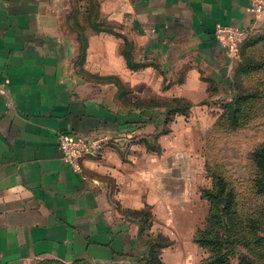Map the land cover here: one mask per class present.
Wrapping results in <instances>:
<instances>
[{
  "label": "crops",
  "instance_id": "obj_1",
  "mask_svg": "<svg viewBox=\"0 0 264 264\" xmlns=\"http://www.w3.org/2000/svg\"><path fill=\"white\" fill-rule=\"evenodd\" d=\"M101 1L134 43L136 60L150 65L123 69L134 98H183L193 113L161 135L163 105H120L114 88L68 68L61 0H0V264H135L146 247L126 213L150 208L151 232L162 235L158 219H180L192 171L187 146L212 122L203 111L208 81L218 98L228 89L235 61L216 28L264 22L254 0ZM61 134L106 142L74 171L59 149ZM152 138L159 150H149Z\"/></svg>",
  "mask_w": 264,
  "mask_h": 264
},
{
  "label": "rangeland",
  "instance_id": "obj_2",
  "mask_svg": "<svg viewBox=\"0 0 264 264\" xmlns=\"http://www.w3.org/2000/svg\"><path fill=\"white\" fill-rule=\"evenodd\" d=\"M101 2L61 0V35L67 40L68 68L79 79L114 88L115 100L120 105L139 108L146 103L158 104L163 105L167 112L172 100L183 98L167 101L162 94L160 97L153 94L154 97L148 101H141L134 98L135 93L125 87L122 73L128 66L123 51L132 45L135 58V46L122 33V25L112 23L108 14L101 11ZM263 35L264 22L250 29V40L246 43L245 40L239 49L237 61L226 83L228 89H225L222 97L218 98L222 93L214 83L208 81L209 99L203 102L207 107L203 111L207 112L212 122L202 126L201 136L189 141L187 146L191 150L188 162L192 166V171L188 172L187 204H180V219H174L173 224L162 219L156 221V231L166 236L150 230L143 238V241H148L149 238L162 235L168 241L167 247L159 251L163 264H209L211 253L208 248L199 245L197 235L205 229L211 208L203 192L213 187L216 176L226 180L236 197L237 223L229 226L225 222L220 231L224 240L222 252L227 258L226 264H264V195L258 194L256 190L259 170L253 158V152L264 147V41L256 42ZM93 38L97 40L91 42ZM108 38L115 39V42L113 40L111 43ZM124 39L129 43L125 44ZM135 61L141 63L136 58ZM243 61L254 62L258 69L241 76L236 71ZM153 68L158 69V66L153 65ZM115 69L120 71V75L115 74ZM201 79L206 80L204 77ZM119 83L124 85V90L119 89ZM241 95L246 100L238 111V124L233 126L225 105ZM182 106L180 113L172 118L173 121L177 117L188 118L192 115V105L188 109ZM148 147L152 151L159 150L157 138L150 139ZM258 237L262 242L257 241ZM145 255L146 250L140 249L133 262L139 264Z\"/></svg>",
  "mask_w": 264,
  "mask_h": 264
},
{
  "label": "trees",
  "instance_id": "obj_3",
  "mask_svg": "<svg viewBox=\"0 0 264 264\" xmlns=\"http://www.w3.org/2000/svg\"><path fill=\"white\" fill-rule=\"evenodd\" d=\"M249 37L246 39L245 43L250 40ZM124 40L125 44L129 43L127 39ZM262 41H264V35L256 42ZM243 45L241 47H243ZM132 49L131 45L128 50L123 51V56L127 62L128 68L132 71H138L149 67L150 65L135 61ZM251 61H243L244 63L239 65L236 72L243 76L254 70L256 71L258 69L257 65L254 62L250 63ZM118 87L124 90L123 84L119 83ZM245 100L246 97L244 98L241 95L235 99L232 98V100L225 105L229 110V120L233 126L238 124V111L241 110L242 103ZM182 105H184V107ZM181 106L187 109L191 107V105L183 99H174L167 107L165 127L161 135L169 134L170 130H168L167 127L173 122L172 118L174 115L180 113ZM253 158L259 170L255 183L256 190L258 194L264 195V147L256 149L253 152ZM203 195L204 198L209 201L211 208L206 220V227L197 235V241L201 247L209 249L211 253L209 264H226L227 258L222 252L224 240L220 236V231L225 222H228L229 226H234L237 223V218L235 216V193L223 177L216 176L213 181V187L210 190L204 191ZM126 214L130 216L134 222L139 223V240L146 247V255L140 260L139 264H163L162 260L159 258V251L167 247L168 241L162 235H157L154 239L149 238L148 241H143L144 234L150 231L153 226V216L150 208L147 207L139 212L128 211ZM257 241L262 242V239L258 237Z\"/></svg>",
  "mask_w": 264,
  "mask_h": 264
},
{
  "label": "built area",
  "instance_id": "obj_4",
  "mask_svg": "<svg viewBox=\"0 0 264 264\" xmlns=\"http://www.w3.org/2000/svg\"><path fill=\"white\" fill-rule=\"evenodd\" d=\"M253 12H264V0H254ZM249 36L250 29L245 28L219 26L215 30V37L233 61H237L239 49ZM105 142L106 139L87 141L68 134L59 135V149L67 165L74 171L80 170V161L86 155L100 152Z\"/></svg>",
  "mask_w": 264,
  "mask_h": 264
}]
</instances>
